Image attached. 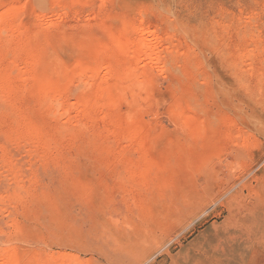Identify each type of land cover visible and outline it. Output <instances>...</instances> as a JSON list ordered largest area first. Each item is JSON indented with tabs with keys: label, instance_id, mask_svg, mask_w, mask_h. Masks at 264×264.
I'll return each mask as SVG.
<instances>
[{
	"label": "rangeland",
	"instance_id": "rangeland-1",
	"mask_svg": "<svg viewBox=\"0 0 264 264\" xmlns=\"http://www.w3.org/2000/svg\"><path fill=\"white\" fill-rule=\"evenodd\" d=\"M2 256L264 264V0H0Z\"/></svg>",
	"mask_w": 264,
	"mask_h": 264
},
{
	"label": "bare ground",
	"instance_id": "bare-ground-1",
	"mask_svg": "<svg viewBox=\"0 0 264 264\" xmlns=\"http://www.w3.org/2000/svg\"><path fill=\"white\" fill-rule=\"evenodd\" d=\"M138 31L140 32V30H138ZM145 38H147V37H145ZM156 49H155L154 44L149 43V41L146 42V40L144 39V37L141 33L138 35V38L134 42H126L124 40H116L114 42L113 46L108 51V55H107L106 59H104L103 65H105V67L107 68L108 66H110L112 64V62H114V61L117 62L118 61L117 58L122 56V55L126 56L125 64L129 68L132 66L140 65L138 62H140L144 58L146 60H149V62L147 61V63L156 62V57H157L156 56L157 53L155 54ZM156 52H159V51H156ZM145 59L142 60V62L144 61V66L146 64ZM157 59H160V58L158 57ZM152 64H151V67L154 65H157L156 63L155 64L152 63ZM158 64L160 65V63H158ZM92 79H94V82L96 84L99 81L101 82V80L104 78L100 79L99 77L94 75L92 77ZM3 257H5V256H2L3 260H2L1 264H13V261H12L10 256H6L5 258H3ZM0 261H1V259H0Z\"/></svg>",
	"mask_w": 264,
	"mask_h": 264
}]
</instances>
